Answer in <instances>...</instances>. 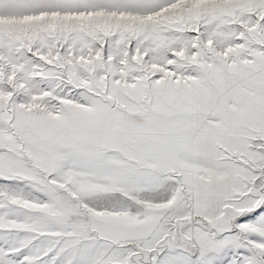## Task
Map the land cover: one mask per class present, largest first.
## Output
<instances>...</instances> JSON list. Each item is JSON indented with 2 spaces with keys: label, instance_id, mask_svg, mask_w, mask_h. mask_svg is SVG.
<instances>
[{
  "label": "snow or ice",
  "instance_id": "obj_1",
  "mask_svg": "<svg viewBox=\"0 0 264 264\" xmlns=\"http://www.w3.org/2000/svg\"><path fill=\"white\" fill-rule=\"evenodd\" d=\"M0 264H264V0H0Z\"/></svg>",
  "mask_w": 264,
  "mask_h": 264
}]
</instances>
